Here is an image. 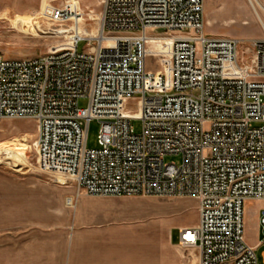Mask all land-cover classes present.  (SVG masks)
Wrapping results in <instances>:
<instances>
[{"label":"built area","instance_id":"1","mask_svg":"<svg viewBox=\"0 0 264 264\" xmlns=\"http://www.w3.org/2000/svg\"><path fill=\"white\" fill-rule=\"evenodd\" d=\"M51 12L70 45L0 55V119H34L39 166L78 192L195 198L198 221L179 228L178 244L198 264H258L244 206L264 200V37L205 32L204 0H102L95 35L75 3ZM91 120L97 148L87 147ZM259 219L264 231V208Z\"/></svg>","mask_w":264,"mask_h":264},{"label":"rangeland","instance_id":"2","mask_svg":"<svg viewBox=\"0 0 264 264\" xmlns=\"http://www.w3.org/2000/svg\"><path fill=\"white\" fill-rule=\"evenodd\" d=\"M260 1L259 4L252 0L253 8L250 0H204L205 32L244 41L263 38L264 9L260 5L264 7V0ZM69 3L84 10L86 19L82 25L96 34L102 0H0V55L32 57L69 46L65 26L50 20L53 8ZM19 17L31 20L35 32L20 30L16 23ZM49 26L51 29H46ZM60 29L64 33H58ZM163 44V52L168 54L170 42ZM153 48L147 57V67L157 70L158 52ZM84 49L85 44L79 43L78 50ZM79 105L86 106L87 99H80ZM99 126L97 120L89 122L87 147H98ZM132 126L139 132L142 121L133 119ZM36 135L34 119H0V150L19 145L17 142H23L24 138L30 144L28 166L18 170L0 162V264H72V242L78 238V244L84 240L93 249L102 237L82 233L107 228L129 229L128 233H133L112 236L113 242L107 244L126 250L127 255L131 250L138 251L137 264L197 263L196 249L177 242L179 228L198 221L195 198L78 192L73 179L62 174L64 184L58 177L61 173L39 166ZM164 160L179 163L181 158L168 154ZM70 196L72 205L66 202ZM258 207L264 208V200L257 204L256 211ZM263 249L264 245L256 251L258 264H264ZM83 250L87 247L79 248L80 255Z\"/></svg>","mask_w":264,"mask_h":264},{"label":"crops","instance_id":"3","mask_svg":"<svg viewBox=\"0 0 264 264\" xmlns=\"http://www.w3.org/2000/svg\"><path fill=\"white\" fill-rule=\"evenodd\" d=\"M259 4L260 0H256ZM263 9L264 7L260 5ZM208 23V22H207ZM248 23V22H245ZM62 175V174H59ZM66 183V180L61 181ZM67 204H73V197L67 198ZM262 202V200L249 199L246 201L244 206V220H245V237L247 242L253 246L256 251L264 245V231L260 225V212L262 208L258 207L257 204ZM191 226V225H185ZM183 227V226H182ZM129 229H118V228H107V229H89L86 233L82 235H96L102 237L99 240L101 243H96L93 246V249H90L91 245L85 244L84 240L81 244H78L77 241L71 244V263L72 264H137L138 251L131 250L130 254L127 255L126 250H120V248L107 244V241H112V236H121V235H133V233H128ZM113 242V241H112ZM178 242V240H177ZM107 245V246H106ZM80 247H87V250L81 251L79 254ZM264 249L262 250L263 253ZM197 263L198 264V253Z\"/></svg>","mask_w":264,"mask_h":264},{"label":"bare ground","instance_id":"4","mask_svg":"<svg viewBox=\"0 0 264 264\" xmlns=\"http://www.w3.org/2000/svg\"><path fill=\"white\" fill-rule=\"evenodd\" d=\"M250 2L252 4L253 8H255L254 4L252 3V0H250ZM99 17H100V15H99ZM259 19L261 20L260 17H259ZM16 23L20 27V30L24 29V30H28V32H29V29H30L33 32H35V27L33 25V22L29 19L19 17V18H16ZM262 25H263V29H264V24H262ZM46 29H51V28L49 26V27H46ZM57 32L58 33H64V29L57 30ZM91 34L95 35L93 33H91ZM168 41L170 42V40H168ZM23 140H24L23 142L20 141L21 143L15 141V142L19 143V145L17 144V145H14L13 147L4 146V148L2 150H0V162H6L7 164L11 165L14 168H17L18 170L22 169V167H24V166H28V154H27L28 152H27V150L30 149V144H29L28 139L24 138ZM13 142H14V140H13ZM58 177L61 181L66 180L64 178V175H58Z\"/></svg>","mask_w":264,"mask_h":264}]
</instances>
